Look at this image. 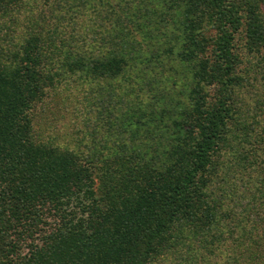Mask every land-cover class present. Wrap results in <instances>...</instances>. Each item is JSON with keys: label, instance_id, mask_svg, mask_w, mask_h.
Returning a JSON list of instances; mask_svg holds the SVG:
<instances>
[{"label": "trees", "instance_id": "trees-1", "mask_svg": "<svg viewBox=\"0 0 264 264\" xmlns=\"http://www.w3.org/2000/svg\"><path fill=\"white\" fill-rule=\"evenodd\" d=\"M94 1L103 9L99 18L108 21L111 11L114 26L98 44L74 26L75 17L59 16V29L49 15L30 14L72 9L74 0H0V264H264V172L240 193L260 211L251 223L236 207L239 193L224 159L247 127L264 143V123L246 124L238 105L235 39L243 34L249 52L264 47L252 5L245 11L241 0H165L162 29H154L164 43L145 42L156 52L142 60L139 41L124 27L127 0ZM87 8L83 18L91 15ZM154 60L186 84L166 93L160 112L138 108L142 124L131 135L135 140L145 128L144 140L98 143L79 129L64 145L41 140L40 112L75 123L92 106L81 95L92 99L100 81L131 71L149 85L137 61ZM183 91L185 100L171 105ZM90 123L84 119L82 127Z\"/></svg>", "mask_w": 264, "mask_h": 264}, {"label": "rangeland", "instance_id": "rangeland-1", "mask_svg": "<svg viewBox=\"0 0 264 264\" xmlns=\"http://www.w3.org/2000/svg\"><path fill=\"white\" fill-rule=\"evenodd\" d=\"M165 0H127L126 5L129 10H125L126 14L123 19H125L124 27L129 28L132 32L131 36L139 41V46L136 48L139 51V55L143 59H148L151 55H155V48H146V43L160 42L164 43V37L161 36L160 30L155 31V26L162 29V24L159 16L163 13V4ZM237 0H225L226 3L236 2ZM241 6L245 11L254 12L257 15V21L264 28V0H241ZM75 3L79 5L75 7ZM125 5V6H126ZM87 8V12L91 15H86L84 18L80 13L83 9ZM95 8V10H93ZM140 9L135 12V10ZM97 9L101 10V14H97ZM240 8L239 10H243ZM64 11L58 9L54 11L51 6L42 7L40 9L31 8L30 14L34 18L42 16H50L49 25L51 28L58 26L60 29V19L59 16L75 17L74 26L81 24L83 30L89 34L94 35V41L98 44L99 37H108L114 30L113 20L111 11L105 10V14L110 17L108 21L104 20L101 16L103 9L100 6H96V1L88 0H74L72 9L68 7L63 8ZM66 11V13H65ZM244 11V12H245ZM121 11L119 12V14ZM141 14L142 19H138L131 15ZM30 17V16H27ZM77 17L79 20H77ZM131 17L132 21H126V18ZM81 19V20H80ZM103 19V20H102ZM140 26H138L137 21ZM118 25L121 21V16L115 18ZM148 26V27H147ZM147 27V28H145ZM103 31V32H102ZM146 36V38H145ZM142 38H145L144 40ZM236 45L240 46V71L241 79L243 81V89L238 97V105L242 107L243 112L247 115L246 124L252 123V125H261L264 123V47H262L258 52H249L243 45L244 36L241 34L236 39ZM97 41V42H96ZM97 44L94 47L98 46ZM161 44V45H162ZM104 47V46H103ZM154 52H153V50ZM138 64L139 70H144L143 72H149L145 74L142 81L151 82L147 85L145 82L142 85L138 82L140 79L136 78L135 72H127L125 76H121L118 79L108 82L100 81L97 86L93 87V91L90 94L91 98H85V95H81L82 99H86L91 103V109L87 113H79V117L75 123H67V121L61 120L60 113H48V110L40 112L39 125L37 126V133L41 137L42 141L55 142V140L60 141L62 145L66 141L70 142L73 139L74 131L76 129L82 132L88 130L91 132V137L94 136L95 141L101 143L102 140H114L118 143H130L138 140L145 139V131L143 129L139 130V134L134 138L131 135V130L135 127L141 126L138 123L139 111L138 108L150 112L149 107L154 106L155 110L159 112L163 105H165V100L167 99L166 93L170 92L174 95L175 92L181 87V85L186 84V80L183 77L175 74L168 64L159 63V61L154 60L149 66L146 63L141 65ZM149 69V71L147 70ZM134 71V70H133ZM130 76L131 78H128ZM172 77V78H169ZM142 77V76H141ZM149 80V81H148ZM174 81V82H173ZM185 91L178 94L170 102L171 105L177 103L178 100L184 101L183 95ZM140 94V101L136 102V96ZM184 99V100H183ZM84 119H89L91 121L89 128L85 126L82 127ZM72 127V128H71ZM83 129V130H82ZM236 134L234 149L231 151L233 153H226L224 155L227 164L230 165L226 167V170L231 171L229 182H232V186L235 188V193H241L245 187L252 186V181H257L261 172H264V143L262 146L255 142V137L253 136L255 132L251 127H247L246 131L239 132ZM80 137H84V134L79 132ZM94 142V141H93ZM256 145L255 150H252L251 143ZM256 155H254V154ZM259 156L258 159L256 156ZM252 160L254 166H250L248 161ZM225 173V168L223 169ZM223 177V175H221ZM222 185L217 183V190H220ZM248 192V191H247ZM236 195L237 209L240 211L243 208V214L252 223L254 220L258 219L257 213L259 210H252L251 206L248 205V195L249 193H242ZM235 195V194H234ZM251 216V218H249ZM250 223V224H251ZM227 261V260H226ZM228 262V261H227Z\"/></svg>", "mask_w": 264, "mask_h": 264}]
</instances>
